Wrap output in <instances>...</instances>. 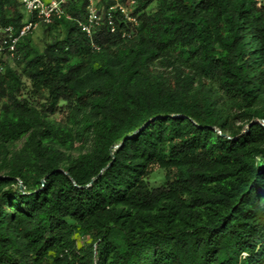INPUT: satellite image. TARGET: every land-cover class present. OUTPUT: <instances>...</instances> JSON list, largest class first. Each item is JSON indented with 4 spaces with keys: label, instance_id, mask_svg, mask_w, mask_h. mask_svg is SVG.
I'll return each instance as SVG.
<instances>
[{
    "label": "trees",
    "instance_id": "16d2710c",
    "mask_svg": "<svg viewBox=\"0 0 264 264\" xmlns=\"http://www.w3.org/2000/svg\"><path fill=\"white\" fill-rule=\"evenodd\" d=\"M136 1L1 56L0 264H264V0ZM35 21L0 0V39Z\"/></svg>",
    "mask_w": 264,
    "mask_h": 264
},
{
    "label": "built area",
    "instance_id": "2783aa9c",
    "mask_svg": "<svg viewBox=\"0 0 264 264\" xmlns=\"http://www.w3.org/2000/svg\"><path fill=\"white\" fill-rule=\"evenodd\" d=\"M21 2L29 13L36 16L37 21L29 22L22 28L19 35L15 34L13 26L4 29V35L0 39V54L3 56H12L19 38L34 26L42 22L52 23L56 17H61L64 13L63 4L68 0H21ZM136 3V0H126L105 8L98 5V0H90L87 7V18L81 25L90 37H93L102 24L106 22L111 32L115 33L120 30L123 37L131 36L133 31H129L125 27L119 28V23L121 21L123 24L131 22L133 26H139L138 15L133 13Z\"/></svg>",
    "mask_w": 264,
    "mask_h": 264
},
{
    "label": "rangeland",
    "instance_id": "374dc122",
    "mask_svg": "<svg viewBox=\"0 0 264 264\" xmlns=\"http://www.w3.org/2000/svg\"><path fill=\"white\" fill-rule=\"evenodd\" d=\"M24 12H25V19L28 20L29 19V12L24 8ZM46 27L40 23L36 26H34L32 29H31V34H32V37H33V40L34 42L40 46V47H43L45 45V42L47 41V33L45 31ZM1 54H0V58H1ZM4 60L12 63L13 60H12V56L9 55H5V56H2ZM67 115V110H65L64 108H62L60 110V112L57 114V117L58 118H63ZM19 145H21V141L19 143ZM163 176H164V171L163 169H158L154 172V174L150 177V182L152 185H157L159 183H161L163 181ZM81 239L79 240V243H81Z\"/></svg>",
    "mask_w": 264,
    "mask_h": 264
},
{
    "label": "clouds",
    "instance_id": "9594fccd",
    "mask_svg": "<svg viewBox=\"0 0 264 264\" xmlns=\"http://www.w3.org/2000/svg\"><path fill=\"white\" fill-rule=\"evenodd\" d=\"M29 14H31V13H29ZM40 24V23H39Z\"/></svg>",
    "mask_w": 264,
    "mask_h": 264
}]
</instances>
